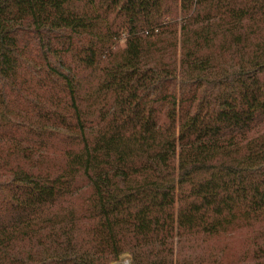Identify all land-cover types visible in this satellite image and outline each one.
Instances as JSON below:
<instances>
[{
    "label": "trees",
    "instance_id": "obj_1",
    "mask_svg": "<svg viewBox=\"0 0 264 264\" xmlns=\"http://www.w3.org/2000/svg\"><path fill=\"white\" fill-rule=\"evenodd\" d=\"M258 224L264 0H0V264H225Z\"/></svg>",
    "mask_w": 264,
    "mask_h": 264
},
{
    "label": "rangeland",
    "instance_id": "obj_2",
    "mask_svg": "<svg viewBox=\"0 0 264 264\" xmlns=\"http://www.w3.org/2000/svg\"><path fill=\"white\" fill-rule=\"evenodd\" d=\"M119 46L124 48V41H120ZM74 206L81 211L84 209V200L79 197L74 201ZM264 234V224L255 225L252 228L245 230H235L231 233L232 236H222L215 239L212 243L223 251V260L225 264H240L244 262L245 251H253L255 244ZM230 235V234H228ZM211 243V244H212ZM130 257L124 256L120 259V264H129Z\"/></svg>",
    "mask_w": 264,
    "mask_h": 264
}]
</instances>
